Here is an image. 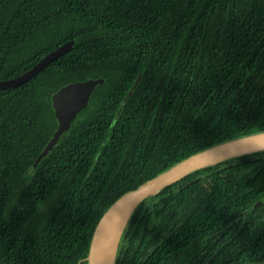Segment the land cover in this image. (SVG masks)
<instances>
[{
	"label": "trees",
	"instance_id": "16d2710c",
	"mask_svg": "<svg viewBox=\"0 0 264 264\" xmlns=\"http://www.w3.org/2000/svg\"><path fill=\"white\" fill-rule=\"evenodd\" d=\"M0 264H87L107 209L177 163L264 132V0H0ZM102 79L56 145L52 96ZM242 170L251 172L239 173ZM264 151L144 200L115 264H259Z\"/></svg>",
	"mask_w": 264,
	"mask_h": 264
},
{
	"label": "water",
	"instance_id": "95a60500",
	"mask_svg": "<svg viewBox=\"0 0 264 264\" xmlns=\"http://www.w3.org/2000/svg\"><path fill=\"white\" fill-rule=\"evenodd\" d=\"M72 46L73 42L65 43L47 54L22 75L9 80L0 81V90L16 88L27 83L48 64L69 52ZM101 83H103L102 79H89L83 82H75L62 87L52 96V108L58 123V128L42 154L37 157L35 164H37L43 156H46L53 146L56 145L61 135L69 130L71 123L75 120L77 115L87 107L95 88ZM262 151H264V132L221 143L182 160L155 178L146 181L137 189L125 193L107 209L96 225L91 238L89 252L85 259L87 264H97L102 252L101 247H103V250L107 251L108 254L111 252V264L116 263L117 250L121 236L133 212L144 200L158 194L167 186L199 170L236 157ZM128 204H133V206L123 224L117 226L116 234L113 235L112 232L110 240H108L110 248L107 249V243L105 241L106 232L104 233V230L109 226L111 218L116 216Z\"/></svg>",
	"mask_w": 264,
	"mask_h": 264
},
{
	"label": "bare ground",
	"instance_id": "6f19581e",
	"mask_svg": "<svg viewBox=\"0 0 264 264\" xmlns=\"http://www.w3.org/2000/svg\"><path fill=\"white\" fill-rule=\"evenodd\" d=\"M133 204H128L124 209H122L116 216H113L109 222V226L104 230L105 234V241L107 243V249L110 248V245L108 244V240H110V236L113 232V235L117 232V226L122 225L125 218L127 217L129 211L131 210ZM101 256L97 262V264H111V252L110 254L107 253V251L103 250V247H101ZM112 251V250H111Z\"/></svg>",
	"mask_w": 264,
	"mask_h": 264
},
{
	"label": "flooded vegetation",
	"instance_id": "af4514ba",
	"mask_svg": "<svg viewBox=\"0 0 264 264\" xmlns=\"http://www.w3.org/2000/svg\"><path fill=\"white\" fill-rule=\"evenodd\" d=\"M251 172L249 170H242L239 173H247ZM257 206V208L253 211V215L262 223H264V200L257 202L254 208ZM259 264H264V262L259 263Z\"/></svg>",
	"mask_w": 264,
	"mask_h": 264
}]
</instances>
